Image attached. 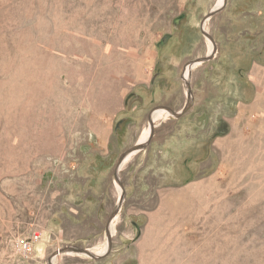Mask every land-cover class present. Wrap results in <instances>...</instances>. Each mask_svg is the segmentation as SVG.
<instances>
[{"label":"rangeland","instance_id":"rangeland-1","mask_svg":"<svg viewBox=\"0 0 264 264\" xmlns=\"http://www.w3.org/2000/svg\"><path fill=\"white\" fill-rule=\"evenodd\" d=\"M221 1L0 0V264H264V0Z\"/></svg>","mask_w":264,"mask_h":264},{"label":"water","instance_id":"water-1","mask_svg":"<svg viewBox=\"0 0 264 264\" xmlns=\"http://www.w3.org/2000/svg\"><path fill=\"white\" fill-rule=\"evenodd\" d=\"M224 3H225V2H224ZM223 5H224V4H222L220 7H222ZM220 7H219V8H220ZM219 8H216V9L212 10V11L210 12V14H209L206 18H209V17H211L212 15H214V14L218 11ZM204 33H205V32H204ZM162 110L167 111V112H170V114H171L173 117L178 118L181 114H183V113L185 112L186 108L182 109V110L179 111V112H173V111H171L168 107H164V108H162ZM153 112H154V111H153ZM153 112H151V114H150L149 117H148V121H149V125H150V132H149V136H148L147 140L145 141V143H149V140H150V138H151V136H152L153 121H152V119H151V115H152ZM137 151H139V150H138V149H133V150H129V151L125 152V153L119 158L118 163H117V168H116V169L119 170V168L121 167L123 161H124L127 157H129L130 155H132L133 153H135V152H137ZM112 218H113V215L109 218L108 225H109L110 221L112 220ZM72 252H74V253H76V254L87 255V256H90V255H91V254L89 253L88 250L72 249ZM58 253H61V251L59 250ZM58 253H57V254H58ZM94 258H96V257H94Z\"/></svg>","mask_w":264,"mask_h":264},{"label":"bare ground","instance_id":"bare-ground-1","mask_svg":"<svg viewBox=\"0 0 264 264\" xmlns=\"http://www.w3.org/2000/svg\"><path fill=\"white\" fill-rule=\"evenodd\" d=\"M221 4H222V1L220 0V2H219V4H218L217 7H219ZM186 77H187V74L185 73V74H184V78H186ZM164 114H166L164 110H158V111H155V112L151 115V119H152L153 123L156 122L158 119L162 118V116H163ZM166 116H167V115H166ZM148 132H149V129H146V132H145V134H144V136H143V138H142L140 144L144 143V142L147 140V138H148ZM53 260H54V259H53Z\"/></svg>","mask_w":264,"mask_h":264},{"label":"built area","instance_id":"built-area-1","mask_svg":"<svg viewBox=\"0 0 264 264\" xmlns=\"http://www.w3.org/2000/svg\"><path fill=\"white\" fill-rule=\"evenodd\" d=\"M27 246H25V248H26ZM28 250V249H27Z\"/></svg>","mask_w":264,"mask_h":264}]
</instances>
